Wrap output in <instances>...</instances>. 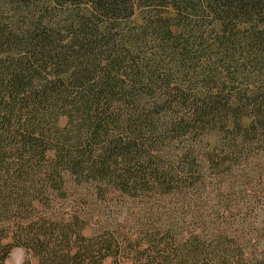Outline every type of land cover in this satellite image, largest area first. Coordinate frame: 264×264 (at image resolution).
<instances>
[{"label": "trees", "instance_id": "trees-1", "mask_svg": "<svg viewBox=\"0 0 264 264\" xmlns=\"http://www.w3.org/2000/svg\"><path fill=\"white\" fill-rule=\"evenodd\" d=\"M15 248L264 264V0H0V264Z\"/></svg>", "mask_w": 264, "mask_h": 264}, {"label": "rangeland", "instance_id": "rangeland-1", "mask_svg": "<svg viewBox=\"0 0 264 264\" xmlns=\"http://www.w3.org/2000/svg\"><path fill=\"white\" fill-rule=\"evenodd\" d=\"M61 125L65 126L66 120L61 121ZM89 232L90 231H88V233ZM26 259L27 257L25 251L21 248H15L6 264H24ZM33 264H36V261H33Z\"/></svg>", "mask_w": 264, "mask_h": 264}]
</instances>
